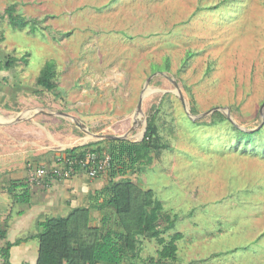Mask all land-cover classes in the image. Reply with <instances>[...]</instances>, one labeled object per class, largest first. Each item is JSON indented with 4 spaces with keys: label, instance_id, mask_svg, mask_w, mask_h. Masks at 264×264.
I'll use <instances>...</instances> for the list:
<instances>
[{
    "label": "rangeland",
    "instance_id": "374dc122",
    "mask_svg": "<svg viewBox=\"0 0 264 264\" xmlns=\"http://www.w3.org/2000/svg\"><path fill=\"white\" fill-rule=\"evenodd\" d=\"M12 4L36 20L34 33L11 27L5 10ZM6 56L14 58L9 68ZM46 64L53 90L36 84ZM216 107L232 121L211 124ZM150 117L169 147L124 178L153 190L177 215L164 234H183L175 264H264V140L257 151L243 150L231 127L261 129L264 139V0H0L5 171L22 159L26 169L52 163L76 146L106 153L107 140L138 142ZM79 174L93 191L109 178L107 171ZM87 196L65 192L49 216H65ZM105 212L115 226L101 208L91 211V224ZM158 249L155 239L140 237L135 261L146 264Z\"/></svg>",
    "mask_w": 264,
    "mask_h": 264
},
{
    "label": "trees",
    "instance_id": "16d2710c",
    "mask_svg": "<svg viewBox=\"0 0 264 264\" xmlns=\"http://www.w3.org/2000/svg\"><path fill=\"white\" fill-rule=\"evenodd\" d=\"M5 14L11 27L15 29L29 27L31 33L37 29L36 20L29 21L17 14L13 4L6 8ZM13 60L14 58L6 56L5 68L11 67ZM53 77L51 64H46L37 75L36 84L46 90H53ZM210 118L211 124L228 120L219 110L212 111ZM231 127L240 148L254 151L261 148L260 142L264 140L260 138L263 135L261 129L248 130L234 124ZM252 133L253 138L247 140L245 136ZM92 145L65 150V156L77 162L75 174L79 171L86 172L80 164L86 150L96 151L99 156L103 153L101 147L92 148ZM168 147V143L162 142L158 126L151 117L147 120L146 131L140 141L107 140L105 151L109 157L108 165L94 176L107 171V182L90 192L83 204L70 208L65 216H48L36 221V232L32 236L38 243L36 264H137L135 252L138 250L140 237L155 239L160 245L157 256L149 258L146 264H175L177 242L183 238V234L175 231L168 239L164 234L174 229L177 215H170L164 210L163 203L155 197L153 190L142 189L130 179L124 178L129 170L142 169L141 166L151 164L154 157ZM53 180L55 179L47 178L46 181ZM8 183L7 192L13 200L18 203L28 202L31 184L26 177L10 179ZM17 187H20L19 193H15ZM95 208L111 211L117 228L112 222L107 223L112 220L109 219L111 213L108 212L102 216L100 225H92L91 211ZM5 234L6 230L0 228L1 239L5 238ZM16 242L18 241L14 243ZM14 243L6 241L0 249L3 264H10L9 248Z\"/></svg>",
    "mask_w": 264,
    "mask_h": 264
},
{
    "label": "crops",
    "instance_id": "0c3cea01",
    "mask_svg": "<svg viewBox=\"0 0 264 264\" xmlns=\"http://www.w3.org/2000/svg\"><path fill=\"white\" fill-rule=\"evenodd\" d=\"M26 162V161H25ZM29 162V161H28ZM28 164H31L30 162ZM18 169L5 171L10 164H0V173L7 172L0 177L2 186H5L7 179H24L27 174V169L24 166L23 159L16 164ZM32 165V164H31ZM24 167V168H23ZM5 169V170H4ZM3 179V180H2ZM8 180V181H9ZM54 180L51 183L47 182V186H40L41 189L31 186L28 202L18 203L13 200L7 192V187L0 191V228L6 230L5 238H0V249L5 245V242L14 243L9 248V263L10 264H36L38 255V243L32 237L35 233L30 230L35 226L37 220H43L49 216L51 211L64 205L61 201L64 200L65 192L67 194L75 192L76 194H89L92 189L84 186L81 181V174L76 173L63 183ZM72 185H69V184ZM60 191V194H58ZM20 192V187H17L15 193ZM63 193V194H62ZM17 204V210L13 213V209ZM75 207V205H70ZM6 223V226L4 224ZM0 264H3V258L0 255Z\"/></svg>",
    "mask_w": 264,
    "mask_h": 264
},
{
    "label": "built area",
    "instance_id": "2783aa9c",
    "mask_svg": "<svg viewBox=\"0 0 264 264\" xmlns=\"http://www.w3.org/2000/svg\"><path fill=\"white\" fill-rule=\"evenodd\" d=\"M109 157L107 153H99L91 149L86 150L83 159L80 161L82 167L85 168L89 177H94L98 171L104 170L108 165ZM53 163V164H52ZM52 163H44L37 166L29 165L26 178L33 185L44 182L47 178L55 180H67L75 174L77 162L71 161L70 158L58 156ZM79 163V162H78Z\"/></svg>",
    "mask_w": 264,
    "mask_h": 264
},
{
    "label": "water",
    "instance_id": "95a60500",
    "mask_svg": "<svg viewBox=\"0 0 264 264\" xmlns=\"http://www.w3.org/2000/svg\"><path fill=\"white\" fill-rule=\"evenodd\" d=\"M144 96H145V94H142V95H141V97H140V99H139V101H138V105H137V112L140 113V114H141L142 99H143ZM180 99H181V98H180ZM181 101H182V99H181ZM214 110H219V111H221L222 113L225 114V116L227 117V119H229V120L232 121V119H231V117H230V115H229L227 109H223V108H220V107H216V108H213V109L210 110V111H214ZM210 111L206 112V114L209 113ZM66 117H68L69 119H72V120L74 121V124H75L76 126H78V122L76 121V119H75L74 117H71V116H68V115H66ZM190 117H191V118H194V117H196V116H192V115L190 114ZM197 117H198V116H197ZM232 123H233L234 125H236L234 121H233ZM236 126H237V125H236ZM239 127H240V126H239ZM84 128H85V132H86V133H89L88 128H87L86 126H84ZM240 128H241V127H240Z\"/></svg>",
    "mask_w": 264,
    "mask_h": 264
},
{
    "label": "bare ground",
    "instance_id": "6f19581e",
    "mask_svg": "<svg viewBox=\"0 0 264 264\" xmlns=\"http://www.w3.org/2000/svg\"><path fill=\"white\" fill-rule=\"evenodd\" d=\"M94 136V134H92Z\"/></svg>",
    "mask_w": 264,
    "mask_h": 264
}]
</instances>
